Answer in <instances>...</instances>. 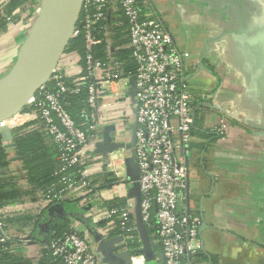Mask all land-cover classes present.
Listing matches in <instances>:
<instances>
[{
  "label": "crops",
  "instance_id": "crops-1",
  "mask_svg": "<svg viewBox=\"0 0 264 264\" xmlns=\"http://www.w3.org/2000/svg\"><path fill=\"white\" fill-rule=\"evenodd\" d=\"M155 1L145 0L144 8L156 10L184 53L188 87L200 103L190 140L188 183L184 198L179 200L180 208L186 206L202 222L200 238L205 257L197 263L264 264V0H213V3L164 0L169 10L157 7ZM215 8H220L222 13H215ZM167 17L171 21L178 18L183 23L170 25ZM102 21L99 33L104 37L105 54L128 49L126 21L111 1ZM192 25L200 26V30H190ZM23 28L22 19L10 20L1 31L0 70L7 51ZM57 64L67 83L84 72L77 52L64 50ZM43 80L41 77L40 81ZM46 87L54 88L51 76ZM116 89L112 84L110 91L100 98V104L108 113V124L98 129L95 140L82 157L86 174L100 188L106 204L129 206L136 220L140 197L137 200L134 193L128 196L137 176L130 155L125 153L126 176L122 183L105 165V153L113 146L110 125L117 126L120 121L131 125L135 115L133 95L116 93ZM11 132L10 138L3 137V147L9 149L14 146ZM10 159L16 163L18 157ZM95 205L96 201L86 205L80 201L57 200L42 201L37 208L30 203L27 208L36 212L46 209L42 226H47L54 218L66 219L95 250L98 264H131L134 256L141 258H135L133 264H162L157 239L146 226L149 260L143 252L145 245L138 230L139 244L134 239L127 240V260L101 233L100 227L105 221L95 218ZM48 241L42 231L25 243L18 239L23 251L28 247L39 251L40 245Z\"/></svg>",
  "mask_w": 264,
  "mask_h": 264
},
{
  "label": "built area",
  "instance_id": "built-area-1",
  "mask_svg": "<svg viewBox=\"0 0 264 264\" xmlns=\"http://www.w3.org/2000/svg\"><path fill=\"white\" fill-rule=\"evenodd\" d=\"M110 1L126 21L127 47L135 64L133 72L125 73L123 63L112 51L106 60L96 56V45L101 42L97 36L98 24L106 18ZM144 1L82 0L78 22L83 37V74L67 83L57 64L51 73L54 88L46 87V83L41 85L29 100L33 109L17 112L8 121L11 124L8 127L13 129L28 120H37L57 145L61 187L41 192L31 206L37 208L42 201L53 200L80 201L86 205L96 201L94 216L105 221L101 233L107 238L115 237L114 245H123L125 249L129 233L136 229L130 208L106 204L100 188L86 174L82 154L95 140L98 129L108 124L107 110L99 102L104 92L110 91L112 84L117 86L116 93L125 94L133 87L135 115L131 125H125L124 129L113 125L110 143L115 146L105 153L106 168L122 183L126 176V150L133 153L139 172L141 219L145 226L151 219L155 220L162 264H198L195 255L203 248L202 222L186 206L180 208L179 200L184 198L188 183L194 113L200 109V103L188 87L184 53L156 10L144 8ZM83 89L86 107L84 122L79 124L65 108L63 98L65 94H79ZM121 136L130 139L121 140ZM128 143L132 144L130 148ZM25 208L27 204L13 202L3 206L0 212H21ZM10 237L5 222L0 220V241ZM30 239L29 230L19 237L23 243ZM40 247L50 250L61 264H98L95 250L74 228ZM135 258L141 257L134 256L131 264Z\"/></svg>",
  "mask_w": 264,
  "mask_h": 264
},
{
  "label": "trees",
  "instance_id": "trees-1",
  "mask_svg": "<svg viewBox=\"0 0 264 264\" xmlns=\"http://www.w3.org/2000/svg\"><path fill=\"white\" fill-rule=\"evenodd\" d=\"M35 4L36 0H1L0 32L6 28L10 20H23L26 17V11H30ZM102 23L104 22H99L98 26ZM97 36L102 40L99 45H96V56L101 60H106L107 55L103 51L105 49L104 37L100 33ZM65 51L77 52L78 55L83 56V37L78 21L75 24V32L70 37ZM113 53L123 63L125 73L134 71L135 64L129 49H120L113 51ZM85 99L86 92L84 89L79 94H65L63 98L65 108L75 122L79 124L84 122ZM31 109H33V106H24L21 111ZM11 133L14 146L9 149L3 147V135L0 132V209L13 202H23L28 205L35 201L41 192L50 189L56 191L61 187L59 182L61 173L58 172L61 163L58 159L57 145L49 138L39 121L25 122L13 128ZM12 156L18 157L16 163L11 161ZM107 175L109 176V174ZM49 195H52V193ZM45 212L46 209L36 212L31 208L8 214L0 212V220L5 222L6 229L11 235L7 241H0V264H61L60 260L53 256L50 250L41 249L36 251L28 247L27 251H23L19 247L18 239L26 230L31 232V239H35L38 231H42L48 240L58 239L70 231L71 225L66 219L62 218L51 219L48 221L47 226H42L41 220ZM131 221L135 222L133 214L131 215ZM146 227L147 231L158 242L155 220L151 219L150 224ZM129 238L134 239L139 244L137 228L129 233ZM37 242H40L39 239ZM12 246L13 248H11ZM157 246L160 248L159 242ZM204 257L205 254L200 251L195 255V260Z\"/></svg>",
  "mask_w": 264,
  "mask_h": 264
},
{
  "label": "water",
  "instance_id": "water-1",
  "mask_svg": "<svg viewBox=\"0 0 264 264\" xmlns=\"http://www.w3.org/2000/svg\"><path fill=\"white\" fill-rule=\"evenodd\" d=\"M81 3H82V0H78V5L76 8V12H75V18L72 21L71 33H70L69 37L67 38L66 43L64 44L62 50L60 51V53L56 57L55 61L53 62V69L56 66L58 60L60 59L62 53L65 50V47H66L70 37L73 34V31L75 29V24H76L78 17H79V13H80V9H81ZM62 7H63V0H48L47 6L45 9V13L40 12L39 20L37 22V25L34 27V29H36L39 25L44 23V21L46 20L45 33L43 35L42 40L38 44V46L35 48L32 59L25 65L24 69L22 70V72L19 75V77L17 78V80L12 85H10L7 89H5L3 92L0 93V119L7 118V117L19 112L23 108L25 103L18 106V108L11 110L9 112H3V111H1V109L4 108L9 103H11L14 99H16L24 86L28 85L29 86L28 88H30L32 83L37 82L41 77L44 76L46 65L50 61V59L54 53V49H55V45H56V41H57L58 29L60 26V16H61V12H62ZM32 31L30 32V34L32 33ZM29 35L27 36L26 40H28ZM26 40L22 43L21 47L26 42ZM20 50H21V48H20ZM20 50H19V52H20ZM18 58H19V55H18ZM18 58H17V61H18ZM52 71L48 72L45 75L44 80L32 90L31 96L37 91V89L41 85H43L44 83H46L48 81V79L51 76ZM131 85H133V77L131 78ZM27 91H25L24 93H26ZM127 92L129 94L133 95L134 94V88L133 87L129 88ZM110 126H111V128L114 127L113 125H110ZM0 132L2 133L4 139L11 137L10 136L11 131L6 126L5 127L0 126ZM11 145H14V144L11 143ZM131 145L132 144L128 143L127 147L130 148ZM114 146L115 145H113L112 148ZM97 147H99V146L97 145ZM101 150H102L101 148H98V151H101ZM129 157H130V160L132 161L131 162L132 165L135 166V168L137 170V176L132 182L131 191L128 193V196H131V194L134 193L137 196V200H138L140 197L139 181H138L139 172H138V168H137V165L135 162V157H134L133 153H131ZM135 221H136V228L140 234V238L142 239L143 245H145L143 248V252H144L145 256L147 257L148 253H147L146 247H148V238H147V234H146V230H145V225L141 219L140 203H139V206L137 207V210H136V220ZM108 241H109V243L114 245L116 238L115 237L108 238ZM122 246H115V249L119 250L123 255H125L127 260H128L129 259V253L127 252V250L122 249ZM148 260L149 259L147 257V261ZM161 260L163 261L162 254H161ZM128 263H129V261H128Z\"/></svg>",
  "mask_w": 264,
  "mask_h": 264
},
{
  "label": "bare ground",
  "instance_id": "bare-ground-1",
  "mask_svg": "<svg viewBox=\"0 0 264 264\" xmlns=\"http://www.w3.org/2000/svg\"><path fill=\"white\" fill-rule=\"evenodd\" d=\"M77 5H78V0H63V7L60 16V26L57 34V41H56L54 53L50 61L46 65L45 75L53 70V62L55 61L56 57L62 50L64 44L66 43L67 38L69 37L68 34L72 30V21L75 18L74 11L76 12ZM45 30H46V20L44 21V23L39 25L34 30L33 34L29 38L30 40L28 41L29 42L28 48L24 52V55L21 58L19 66L16 68V70L12 73V75L8 79L0 82V93L3 92L5 89H7L17 80L22 70L24 69L25 65L32 59L34 50L42 40ZM45 75L43 76V78H45ZM40 79L37 82L32 83L30 88H28L29 87L28 85L24 86L18 97L14 99L11 103L6 105L4 108H2L1 111L9 112L11 110L18 108V106L27 103L31 98L32 90L38 84L41 83ZM25 91L27 92L24 93ZM27 99L28 101H26Z\"/></svg>",
  "mask_w": 264,
  "mask_h": 264
},
{
  "label": "rangeland",
  "instance_id": "rangeland-1",
  "mask_svg": "<svg viewBox=\"0 0 264 264\" xmlns=\"http://www.w3.org/2000/svg\"><path fill=\"white\" fill-rule=\"evenodd\" d=\"M207 1H210V3H213V0H207ZM47 2H48V0H36L35 6L30 11L29 10L26 11V14H25L26 17L22 20L24 28L21 30L20 34L18 35L17 40H15L16 42L14 41L15 43L12 44L11 48L6 53L4 66L0 70V80L1 81H5L6 79H8L12 75V73L16 70V68L19 66L21 58L24 55V52L26 51V49L28 48V45H29L28 41L30 39L26 40V38L30 34V32L34 29V27L37 25V22L39 20L40 12L45 13ZM155 3H156V6L159 7V8H163V9H166V10L170 9V7H168L166 5V3H164V0H156ZM219 6L220 5H217V7H219ZM215 10H216L215 13H218V14L222 13V12H220V8H215ZM168 13H169V11L167 12V14ZM74 15H75V11H74ZM167 19L169 20L170 25H176L178 23H183V22H180L179 21L180 19H178V18H176L175 20L173 19V21H171L170 17L169 18L167 17ZM189 29L192 30V31H195V30H198V29L200 30V26L197 27L196 25H192ZM188 35H190V33H188ZM193 38L195 39V37H193ZM25 40L27 42H25V44H23V46L21 47L22 43ZM26 43H28V44L26 45ZM24 45L26 46L25 49H24ZM20 48H22V49L20 50ZM19 50H20V52H19ZM18 55H19V58H18ZM17 58H18V61H17ZM55 67H57V64H56ZM44 75H45V73H44ZM30 101L25 103L24 106H29V104L31 103ZM125 102H126V105L128 106L129 105L128 101L126 100ZM15 114H13V115H11V116H9L7 118L0 119V126L8 127V125H11V124H8V121L10 120V118L14 117ZM18 119H19V117L15 121H17ZM120 122H118L119 125H117V128L119 130L125 128V125L123 123H120ZM119 139L127 141V140L130 139V137L129 136H121V137H119ZM126 155L127 156L130 155V152L128 150H126Z\"/></svg>",
  "mask_w": 264,
  "mask_h": 264
}]
</instances>
